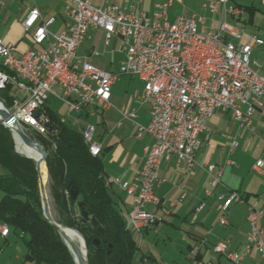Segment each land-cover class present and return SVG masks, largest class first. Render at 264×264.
I'll list each match as a JSON object with an SVG mask.
<instances>
[{
	"label": "built area",
	"instance_id": "2783aa9c",
	"mask_svg": "<svg viewBox=\"0 0 264 264\" xmlns=\"http://www.w3.org/2000/svg\"><path fill=\"white\" fill-rule=\"evenodd\" d=\"M65 3L64 25L53 33L54 18L45 20L38 8L30 10L23 22L34 45L16 55L15 47L0 38V90L13 88L8 112L20 120L44 107L51 96L58 97L69 113H80L96 105L99 110L111 107L112 87L122 75L136 76L144 84L141 99L151 106V121L138 127L139 135L148 134L152 143L146 148V160L135 180L125 188L132 199L128 215L131 233L152 229L161 218L151 207H159L157 188L162 184L160 169L164 161L175 159L195 173L196 157L203 147L207 120L219 112L231 113L241 129L254 131L255 113L264 111V60L253 59L255 47L263 46L258 36H248L244 43L242 27L220 22L216 30L202 28L201 18L179 17L170 21L171 2L158 4L151 14L122 9L111 0L96 7L92 0H62ZM252 1V0H250ZM233 0H204L213 14L239 17L243 10L231 5ZM4 0H0V14ZM100 30L106 44L116 40L125 59L118 74L78 57L81 45L91 30ZM45 45V46H44ZM3 103V101H2ZM4 104V103H3ZM127 118L135 119L134 112ZM40 122L44 120L40 117ZM84 138L89 153L99 157L103 148L94 140V127H86ZM237 146L234 142L232 150ZM234 165L233 161H229ZM254 171L264 172V161H256ZM211 185L220 184L223 168L207 167ZM242 202L237 192L218 197V210L224 215L232 205ZM166 213L165 210H163ZM264 213L256 205L249 208L250 231L242 252H231L226 241L214 252L234 264L255 248L264 264V229L259 221ZM222 225H228L223 216ZM10 227L0 222V236L7 238ZM192 255H196L193 250Z\"/></svg>",
	"mask_w": 264,
	"mask_h": 264
},
{
	"label": "crops",
	"instance_id": "0c3cea01",
	"mask_svg": "<svg viewBox=\"0 0 264 264\" xmlns=\"http://www.w3.org/2000/svg\"><path fill=\"white\" fill-rule=\"evenodd\" d=\"M104 1L92 0V3L100 7ZM111 1L122 9L147 14L153 13L156 5L171 2L168 9L170 21L184 16H196L202 19L200 26L206 30H216L220 22H227L242 27L244 31L241 40L229 39L233 42L244 43L248 36L255 35L264 40V0H233L231 5L243 10L239 17L213 14L204 6V0ZM33 8H38L45 20L55 19V23L49 27L51 32L58 33L62 30L65 11L62 0H56L51 9L37 6L31 9ZM0 38L15 47L16 55L29 51L20 49V43H16L10 35H0ZM84 46L85 52L81 56L79 52ZM41 48L33 43L30 49ZM112 53H120L125 59L116 40L107 45L104 33L93 29L89 38L81 45L78 57L111 74H118L124 59L115 73L98 58ZM252 57L263 61L264 45L255 47ZM123 76L127 78L126 84L118 85ZM123 76L114 83L111 107L106 110H99L96 105H91L80 113H69L63 102L54 96L49 98L47 105L69 126L80 131L90 126V121L101 116L100 121H95L98 130L94 128V137L103 148L100 158L103 160L105 177L110 183L114 202L128 219L132 199L125 188L140 172L145 163L146 148L152 143L148 134L139 135L138 132L139 126L149 125L151 106L141 99L143 82L136 76ZM131 112L136 114L135 119L126 117ZM253 126V132L241 129L231 113L219 112L207 121L203 147L197 154L193 175L175 159L162 163L160 178L163 182L156 191L161 205L150 208L161 221L152 229L133 234L139 249L134 264H234L227 257L215 253L214 247L226 241L231 252L244 251L246 235L250 231L249 208L256 205L264 213V172L259 174L253 169L257 160L264 161V111L255 114ZM234 142L237 146L232 150ZM229 161L235 164L230 165ZM209 165H215L217 169L223 168L220 184L216 188L212 187L211 176L207 172ZM116 180L122 181L125 188L121 189L115 183ZM232 192L239 193L242 202L232 205L224 215L218 210V197L227 198ZM2 199L3 192L0 190V202ZM223 216L228 225L220 223ZM259 225L264 229V219L259 221ZM10 230L7 238L0 236V240L6 245L0 264H36L25 262L26 241L19 231L13 228ZM193 250L196 255H192ZM240 264H262V261L258 251L253 248Z\"/></svg>",
	"mask_w": 264,
	"mask_h": 264
},
{
	"label": "trees",
	"instance_id": "16d2710c",
	"mask_svg": "<svg viewBox=\"0 0 264 264\" xmlns=\"http://www.w3.org/2000/svg\"><path fill=\"white\" fill-rule=\"evenodd\" d=\"M12 93L10 86L0 90V99L9 108ZM41 112L49 127L44 135L36 134V141L46 153L57 223L78 230L84 237L89 264H134L139 249L128 219L114 202L103 160L91 156L82 131L69 126L47 104ZM0 190V222L23 236L25 262L76 264L56 227L44 216L37 163L16 151L12 131L1 122ZM79 203L84 204L89 222L81 218ZM93 218L97 224L92 227ZM96 239L99 245L94 244Z\"/></svg>",
	"mask_w": 264,
	"mask_h": 264
},
{
	"label": "rangeland",
	"instance_id": "374dc122",
	"mask_svg": "<svg viewBox=\"0 0 264 264\" xmlns=\"http://www.w3.org/2000/svg\"><path fill=\"white\" fill-rule=\"evenodd\" d=\"M55 2H56V0H4L5 7L3 8V13L0 16V35H3V36L10 35L12 38H14L16 40V43L17 42L20 43V45H19L20 46V49L30 50V48L33 45V40H32L31 35L28 34L25 31L24 27H23V21L25 20V17H26L27 12L32 7H34V6L44 7L46 9H51V8H53ZM54 11H56V10L54 9ZM56 26H57V24L53 28H55ZM85 48L86 47L84 46L83 49L80 50L79 54L81 56L84 54ZM98 58L101 61H103L106 64V66H109V67H107L108 69H113L115 71V73L118 72L119 65H120V63L124 59L123 55L120 54V53H112L111 55H104V56H101V57H98ZM126 79H127L126 76H123L122 77V80H120V83L118 85H121V84L124 85V84H126ZM50 98H52V97H50ZM48 101H47V103H48ZM36 111H39L40 112V116L37 119L35 117L33 118V116L31 114H29L27 117H20V120H18V124L20 125V129L29 138H31L34 141H36V134L37 133H41L42 135H44L45 134V129H46V127H45L46 120H45V117L43 116V114L41 112V109L40 110H36ZM35 112H34V114H35ZM40 117H42V119L44 120L43 122H40L39 121L40 120ZM254 118H255V116H254ZM100 120H101V116L97 120L96 119L95 120L93 119L92 121H90L91 122V125L90 126L94 127L96 129V131L98 130V125H97V123L95 121H100ZM0 122H1V120H0ZM206 125H207V122H206ZM90 126H87V127H90ZM253 128H254V126H253ZM85 129L86 128H83V130H82L83 135H84V130ZM12 134H13V132H12ZM13 138H14V141L16 143L15 144L16 151H18V153L21 154L19 152V147L17 145V142H16V139H15L14 135H13ZM94 140H95V137H94ZM101 155L99 157H101ZM45 164H46V161H45ZM46 167H47V165H46ZM47 172H48V169H47ZM46 189H47V194L49 193V198H50V202H49L50 203V209H49L50 210V214L53 217V219L56 221V219L58 217V213L56 211V207H55V204H54L52 195H51V191H50V181H48V187ZM46 189H45V191H46ZM77 210L79 211V207H77ZM79 213H80V211H79ZM128 215H129V213H128ZM65 228H67V227H65ZM67 229H70V230H73V231L77 232L81 236V239L82 238L84 239V237L80 234V232L78 230L72 229V228H67ZM83 245H84L85 250L87 251V259H88V248H87V244H86L85 239H84ZM5 249H6L5 243L2 240H0V260L2 259L1 258V254H2V252Z\"/></svg>",
	"mask_w": 264,
	"mask_h": 264
},
{
	"label": "water",
	"instance_id": "95a60500",
	"mask_svg": "<svg viewBox=\"0 0 264 264\" xmlns=\"http://www.w3.org/2000/svg\"><path fill=\"white\" fill-rule=\"evenodd\" d=\"M0 104L2 105V107L4 108V110L0 111V117H2L5 121L3 122V125L5 127H8L11 129V131L13 132V135L15 137V135L17 134L18 137L27 145H32V146H35L38 148L39 150V153H40V159L36 160V159H32L30 157H27V158H30L32 160H34L36 163H37V169H38V172H39V175H40V179H41V174H40V168H41V164L42 163H45L46 161V154L45 152L43 151L42 147H40V145L32 140L31 138H29L21 129L17 128V129H14V124L17 125V120L15 119V117H13L9 112H8V109L7 107L2 103V101L0 100ZM40 116V112L39 111H36L35 114H34V117L37 119L38 117ZM45 127H49L47 124L45 125ZM18 152V151H17ZM40 190H41V198H42V204H43V211H44V216L46 217V219L53 225L56 227L57 231L59 232L60 236L63 238L64 242L67 244L68 248L70 249L71 253L73 254L74 256V259L76 261V263L78 264V258H79V247L77 244L75 243H70L69 242V238H67L64 234V230L67 229L63 226H61L60 224H58L54 219L53 217L51 216L50 214V210H49V206L48 204L46 203V199L44 197L45 195V187L44 185L41 183V180H40ZM73 197L76 198L77 197V193L73 192ZM79 207V211H80V216L83 220L85 221H90V216L88 214V212L86 211L85 209V206L83 203H79L78 205ZM97 224V221L96 219H92L91 222H90V225L93 227L94 225ZM101 233H103V230L100 229L99 230ZM77 233V232H76ZM78 234V233H77ZM79 235V234H78ZM80 236V235H79ZM81 237V236H80ZM83 242H84V239L82 238ZM99 240L96 239L94 240V244L95 245H99ZM85 253H86V260H87V264L88 263V259H87V251L85 250Z\"/></svg>",
	"mask_w": 264,
	"mask_h": 264
},
{
	"label": "bare ground",
	"instance_id": "6f19581e",
	"mask_svg": "<svg viewBox=\"0 0 264 264\" xmlns=\"http://www.w3.org/2000/svg\"><path fill=\"white\" fill-rule=\"evenodd\" d=\"M4 110V108L2 107V105L0 104V111ZM1 122L3 123L5 120L0 117ZM20 129V125L17 123L14 124V129ZM15 139L17 142V145L19 147V152L27 157H30L32 159H40V153L37 147L32 146V145H27L25 144L16 134L15 135ZM16 144V143H15ZM40 174H41V183L44 185L45 189L48 187V181H49V176H48V172H47V167L45 163L41 164V168H40ZM45 199H46V203L49 206L50 209V198H49V193L47 194V189L44 195ZM64 234L67 238H69V242L70 243H75L78 245L79 247V258H78V264H87V260H86V253H85V248L83 245V240L81 239V237L73 230L70 229H65L64 230Z\"/></svg>",
	"mask_w": 264,
	"mask_h": 264
}]
</instances>
